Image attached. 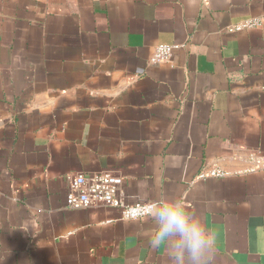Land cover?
Instances as JSON below:
<instances>
[{
	"label": "crops",
	"instance_id": "0c3cea01",
	"mask_svg": "<svg viewBox=\"0 0 264 264\" xmlns=\"http://www.w3.org/2000/svg\"><path fill=\"white\" fill-rule=\"evenodd\" d=\"M251 19L264 0H0V264H169L149 217L66 206L102 172L179 197L213 264H264V22L229 31Z\"/></svg>",
	"mask_w": 264,
	"mask_h": 264
},
{
	"label": "clouds",
	"instance_id": "9594fccd",
	"mask_svg": "<svg viewBox=\"0 0 264 264\" xmlns=\"http://www.w3.org/2000/svg\"><path fill=\"white\" fill-rule=\"evenodd\" d=\"M149 218L154 230L148 242L165 252L169 264H213L216 234L179 197L161 192L152 202Z\"/></svg>",
	"mask_w": 264,
	"mask_h": 264
},
{
	"label": "built area",
	"instance_id": "2783aa9c",
	"mask_svg": "<svg viewBox=\"0 0 264 264\" xmlns=\"http://www.w3.org/2000/svg\"><path fill=\"white\" fill-rule=\"evenodd\" d=\"M264 19H251L230 28V32L246 28L260 26ZM175 45H158L150 62L157 64L167 61ZM251 161L264 168V155H251ZM228 173L218 168H206L201 173L200 179L225 178ZM123 186V179L120 176L108 172L89 175H78L71 179L68 185V192L65 197V204L71 209H88L106 207L117 211L118 222H131L144 219L150 216L152 203H126L120 196ZM111 222V221H110Z\"/></svg>",
	"mask_w": 264,
	"mask_h": 264
}]
</instances>
